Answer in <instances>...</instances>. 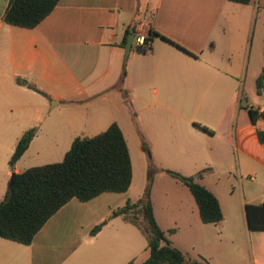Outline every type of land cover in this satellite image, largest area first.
<instances>
[{"label":"crops","instance_id":"crops-1","mask_svg":"<svg viewBox=\"0 0 264 264\" xmlns=\"http://www.w3.org/2000/svg\"><path fill=\"white\" fill-rule=\"evenodd\" d=\"M9 2L0 0V201L14 175L25 171L21 164L27 158H41L45 165L64 160L77 137L95 136L113 123L128 144L133 181L124 193L106 192L87 202L73 198L30 245L0 237V264L143 263L136 260L148 245L145 233L114 212L142 198L133 191V152L143 155L147 138L158 150L159 141L167 140L165 122L189 121L185 103L194 104V118L203 114L189 132L198 142L224 137L232 142L245 215L243 223L217 185L203 184L218 198L224 220L201 221L199 231L214 246L224 237L233 241L243 226L253 264H264V231L251 230L246 215L247 204L264 202V144L258 138L264 118L253 121L249 113L251 108L258 115L264 112V84L261 90L257 86L264 67V0H60L32 29L4 21ZM151 31L160 34L151 40V49L142 53L133 46L126 60L128 36L147 38ZM218 103L225 107L216 123ZM243 113L249 114L250 126L239 124ZM30 130L36 133L28 149L11 167L18 142ZM207 155L221 157L212 150ZM156 159L165 160L158 154ZM243 175L259 178L261 192L246 189ZM153 204L160 227L176 234V227L165 229ZM225 208L235 217L227 235Z\"/></svg>","mask_w":264,"mask_h":264},{"label":"trees","instance_id":"trees-1","mask_svg":"<svg viewBox=\"0 0 264 264\" xmlns=\"http://www.w3.org/2000/svg\"><path fill=\"white\" fill-rule=\"evenodd\" d=\"M60 0H10L4 14L7 24L28 29L37 27L56 8ZM247 4L251 0H230ZM160 34L151 31L146 38V46L151 49V40ZM127 40L125 41V43ZM173 45L181 48L174 42ZM182 49V48H181ZM139 52H147L140 49ZM125 77L123 72L121 81ZM264 84V67L257 80L258 89ZM251 119L264 118L249 109ZM203 130L209 132L205 126ZM36 130L28 131L18 142L10 159V166L21 159L28 149ZM259 141L264 144V131H258ZM192 193L199 209L200 219L205 224H218L224 214L218 198L194 177H185L168 170ZM14 184L0 201V237L30 245L48 220L70 200L90 201L106 193L127 192L133 181V167L130 150L124 134L117 123L95 136L77 137L60 163L32 167L15 174ZM124 215L138 226L148 240L149 258L141 264H202L191 261L188 256L168 239L160 227L154 212L149 186L144 196L137 202L128 201L126 206L114 212V216ZM248 226L254 231H264V202L247 204ZM97 226L92 234L100 231ZM175 230H170L174 233Z\"/></svg>","mask_w":264,"mask_h":264},{"label":"rangeland","instance_id":"rangeland-1","mask_svg":"<svg viewBox=\"0 0 264 264\" xmlns=\"http://www.w3.org/2000/svg\"><path fill=\"white\" fill-rule=\"evenodd\" d=\"M248 80L249 77L247 78V83ZM240 81H243V79ZM242 105H246L245 97ZM193 106V103L184 104V110L189 113V121L178 120L177 123H173V120H170L163 124L167 140L165 143L159 141L158 150L152 149V145L147 138L146 142L149 149L143 155L133 152L135 171L133 191L135 195H142L141 197H143L147 188L151 187L152 203L155 201L157 213L159 217L163 218V226L165 229H167L166 227L177 228L176 234H170L165 230L168 239L173 245L181 247L180 249L187 253L189 259L199 261L202 264H253L254 258L251 243L244 234L243 226L234 232L235 239L233 241L224 237L218 240L214 246L209 245L201 230L199 231V226L202 222L192 193L185 184L167 172L171 170L185 177H194L198 183L204 184L208 188H213L217 185L221 190L220 193H223L226 198L233 201L236 211L241 214L242 219L240 221L245 222L243 208L240 206L242 193L239 183L240 175L237 171V152L234 150L232 142H228V137L214 139L211 144H208L198 142L194 134H189L191 130H195L194 125L198 124V120L203 117L202 112H199L197 117L194 118ZM224 107V104L218 103L216 123L219 121ZM243 116L239 120V124L244 127L250 126L251 119L249 114L243 113ZM221 147L222 149L218 151L217 149ZM211 150L217 154L220 152V159L211 158V156L207 155V152ZM157 154L165 158L164 162L157 161ZM27 160L29 162L24 161L21 164L25 170L45 165L43 164L44 160L41 158H27ZM62 161L63 158L62 160L57 158L55 163ZM232 167H235L236 170L235 168L232 169ZM243 178V184L246 189L253 188L255 192H261L259 178L254 181H251L245 175H243ZM225 214L227 219L224 225L226 226L224 234L227 235L229 232H233L232 223L235 217L228 208H225ZM175 223H178V225L176 226ZM196 232H199V240L196 237ZM215 234H219V230L215 229ZM146 247L147 242L139 254L137 262H144L149 258L150 254Z\"/></svg>","mask_w":264,"mask_h":264},{"label":"built area","instance_id":"built-area-1","mask_svg":"<svg viewBox=\"0 0 264 264\" xmlns=\"http://www.w3.org/2000/svg\"><path fill=\"white\" fill-rule=\"evenodd\" d=\"M134 48L139 51L140 49H145L146 51L149 50V46H146V38L143 35H137L133 42Z\"/></svg>","mask_w":264,"mask_h":264},{"label":"water","instance_id":"water-1","mask_svg":"<svg viewBox=\"0 0 264 264\" xmlns=\"http://www.w3.org/2000/svg\"><path fill=\"white\" fill-rule=\"evenodd\" d=\"M134 39H135V35L134 34H130L127 38V42H126V47H125V59L127 60L130 53H131V50H132V47H133V42H134ZM14 184V181L11 182V185Z\"/></svg>","mask_w":264,"mask_h":264}]
</instances>
